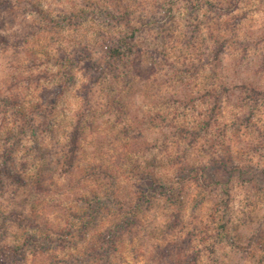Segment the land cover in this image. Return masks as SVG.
<instances>
[{"label": "clouds", "instance_id": "1", "mask_svg": "<svg viewBox=\"0 0 264 264\" xmlns=\"http://www.w3.org/2000/svg\"><path fill=\"white\" fill-rule=\"evenodd\" d=\"M0 264H264V0H0Z\"/></svg>", "mask_w": 264, "mask_h": 264}]
</instances>
